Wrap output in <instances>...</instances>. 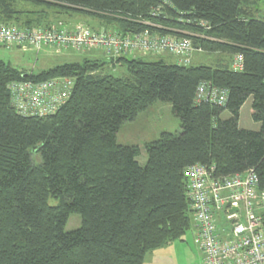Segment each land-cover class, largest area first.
<instances>
[{"label": "trees", "instance_id": "obj_1", "mask_svg": "<svg viewBox=\"0 0 264 264\" xmlns=\"http://www.w3.org/2000/svg\"><path fill=\"white\" fill-rule=\"evenodd\" d=\"M257 1L0 0L6 27L49 28L60 22L54 15L80 14L119 36L187 38L201 53L230 57L211 67L102 55L37 74L0 58V264H144L149 251L180 240L193 225L183 176L193 165L213 168L219 179L252 170L264 191V20ZM236 55L241 71L231 68ZM117 65L128 77L103 71ZM54 78L73 86L51 115L23 116L11 105L9 84ZM204 82L226 92L224 105L196 102ZM249 98L258 131L238 125ZM157 103L171 106L178 129L146 143L141 165L139 148L118 144L117 133ZM71 214L81 225L66 232Z\"/></svg>", "mask_w": 264, "mask_h": 264}, {"label": "built area", "instance_id": "obj_2", "mask_svg": "<svg viewBox=\"0 0 264 264\" xmlns=\"http://www.w3.org/2000/svg\"><path fill=\"white\" fill-rule=\"evenodd\" d=\"M0 47L22 53L51 48L78 53L98 52L110 58L128 55H168L178 66L191 65L194 48L187 38L153 35L149 31L119 36L84 23L66 27L61 22L49 28L17 29L0 25ZM231 68L241 71L243 58L236 55ZM73 82L54 78L45 82L9 84L10 102L23 116H48L68 98ZM196 102L222 106L226 92L201 83ZM186 197L193 213L195 242L203 256L202 264H264V191L252 170L219 179L213 168L193 165L184 170ZM236 210V211H234Z\"/></svg>", "mask_w": 264, "mask_h": 264}, {"label": "rangeland", "instance_id": "obj_3", "mask_svg": "<svg viewBox=\"0 0 264 264\" xmlns=\"http://www.w3.org/2000/svg\"><path fill=\"white\" fill-rule=\"evenodd\" d=\"M30 8V7H29ZM52 21H60L66 27L75 24V22L83 21L89 26L98 25V21L80 14H59L52 17ZM184 32V31H182ZM190 34L189 32H184ZM92 52L78 53L71 50H62L60 54H56L51 48H43L39 52L22 53L15 49H7L0 47V58L4 62H8L17 70L28 73L37 74L40 71L47 70L63 63L80 62L83 56H89ZM95 53V55H94ZM102 54L93 52V58ZM150 56L142 57L141 55H128L127 59L138 58L145 62H154L159 57ZM191 64L195 66L204 65L217 67V60L229 62L228 55H218L209 53H194ZM91 57V56H89ZM166 63L173 64L174 60L165 55L161 57ZM106 69V70H105ZM103 71L111 72L116 77H128L125 67L116 66L113 69L106 67ZM252 99L249 98L244 103L239 112V128L258 131L260 125L251 119ZM229 114L224 112L221 119H228ZM178 129V120L171 113L169 104L157 103L149 107L146 111L139 114L137 119L132 122L124 123L117 133V143L120 145L137 146L139 148V157L137 161L144 165L147 160L145 144L153 142L162 132H175ZM81 225V219L76 214H71L65 225V231L71 232L78 229ZM203 256L198 245L195 242V230L192 225L191 229L185 233L180 239L163 245L162 247L149 251L144 260V264H202Z\"/></svg>", "mask_w": 264, "mask_h": 264}, {"label": "crops", "instance_id": "obj_4", "mask_svg": "<svg viewBox=\"0 0 264 264\" xmlns=\"http://www.w3.org/2000/svg\"><path fill=\"white\" fill-rule=\"evenodd\" d=\"M258 2V7H257V13H256V16L258 17V18H261V19H263L264 20V0H258L257 1ZM77 23H86V22H83V21H79V22H75V24H77ZM75 24H73V25H70V26H68V27H73ZM90 27H92V28H94V29H97V30H99V29H102L100 26H97L96 27V25H94V26H90ZM98 53V52H97ZM100 54V53H99ZM94 55H95V53H94ZM89 56H91V57H89ZM89 56H83V57H85V58H93V52L92 53H89ZM142 56V55H141ZM147 56H150V55H144V56H142V57H147ZM153 56V55H152ZM163 56H165V55H154V57H159L158 59H162L161 57H163ZM194 56V55H193ZM100 57H102V55L100 56ZM170 59H171V57L170 56H168ZM233 59V58H232ZM163 60V59H162ZM174 60V59H173ZM192 60V59H191ZM175 62V61H174ZM174 62H173V64H174ZM223 62V60H217V63H222ZM232 63V62H231Z\"/></svg>", "mask_w": 264, "mask_h": 264}, {"label": "water", "instance_id": "obj_5", "mask_svg": "<svg viewBox=\"0 0 264 264\" xmlns=\"http://www.w3.org/2000/svg\"><path fill=\"white\" fill-rule=\"evenodd\" d=\"M234 211H236V210H234Z\"/></svg>", "mask_w": 264, "mask_h": 264}]
</instances>
